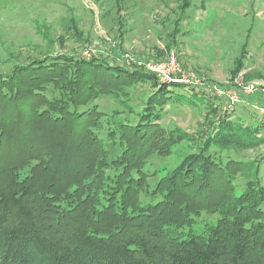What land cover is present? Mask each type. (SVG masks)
Segmentation results:
<instances>
[{"label": "trees", "instance_id": "obj_1", "mask_svg": "<svg viewBox=\"0 0 264 264\" xmlns=\"http://www.w3.org/2000/svg\"><path fill=\"white\" fill-rule=\"evenodd\" d=\"M18 64L0 72V264H264V172L222 154L264 144L254 105L245 117L207 89L96 55ZM141 86L151 94L132 109ZM101 97L133 118L107 119ZM171 104L204 106L211 127L167 129ZM185 141L198 151L158 179L152 156Z\"/></svg>", "mask_w": 264, "mask_h": 264}, {"label": "rangeland", "instance_id": "obj_2", "mask_svg": "<svg viewBox=\"0 0 264 264\" xmlns=\"http://www.w3.org/2000/svg\"><path fill=\"white\" fill-rule=\"evenodd\" d=\"M66 53L101 56L128 68L155 62L180 67L182 73L214 86H232L228 91L239 88L244 103L235 107L236 113L252 117L246 109L253 108L247 104L264 105V0H0L1 73H12L31 56ZM247 85L256 91L245 95L242 88ZM151 91L138 87L127 102L138 109ZM94 103L107 119L133 118L119 100L101 97ZM165 110L164 127L178 126L190 133L201 132L197 129L208 114L202 105L171 104ZM210 127L202 124L200 129ZM197 151V144L185 141L169 155H153L158 179L170 176ZM222 154L242 165L256 161L264 172V144ZM244 176L236 174L237 181L245 184ZM240 185L236 195L245 188ZM217 218L202 213L200 220L213 223Z\"/></svg>", "mask_w": 264, "mask_h": 264}, {"label": "built area", "instance_id": "obj_3", "mask_svg": "<svg viewBox=\"0 0 264 264\" xmlns=\"http://www.w3.org/2000/svg\"><path fill=\"white\" fill-rule=\"evenodd\" d=\"M169 65L170 64H165L162 62H155L143 64L140 66L145 67L146 70L154 73L158 77L159 81L163 83H179L194 86L197 88L207 89V91H209L210 93L215 94L219 98H226L229 102L233 104L244 103L243 98H241L238 94V90H240L239 88L235 87L231 91H228V89L232 88V86L226 88L214 86L211 83L205 82L200 77L189 75L187 73H182L180 67H177V69H175L174 65ZM255 88L256 87L253 85H247L246 87H243L242 90L245 95H249V93H254L256 91ZM254 109L264 114V105L260 107L254 106Z\"/></svg>", "mask_w": 264, "mask_h": 264}]
</instances>
